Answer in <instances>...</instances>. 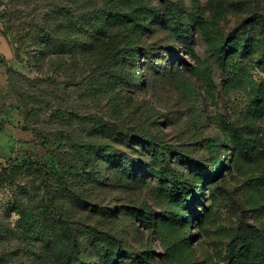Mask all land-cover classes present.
<instances>
[{
  "label": "rangeland",
  "instance_id": "rangeland-1",
  "mask_svg": "<svg viewBox=\"0 0 264 264\" xmlns=\"http://www.w3.org/2000/svg\"><path fill=\"white\" fill-rule=\"evenodd\" d=\"M57 5L65 13L50 18ZM147 5L164 19L143 32L116 27L97 41L85 18L103 0H0V173L40 167L0 186V264H62L50 250L59 233L74 236L83 253L93 247L92 264H230L241 228L264 237V161L253 157L257 149L247 158L237 152L226 130L249 125L246 134L264 140V116L250 113L253 86L264 83V0ZM60 21L72 26L60 30ZM188 24L185 48L176 28ZM245 32L249 52L227 65L204 36ZM99 121L110 126L100 131ZM130 129L152 142L123 141ZM109 146L114 161L106 164L97 154ZM207 172L214 177L201 181ZM175 178L197 192L193 203L172 196ZM24 212L49 238L23 232ZM146 213L152 220L143 222Z\"/></svg>",
  "mask_w": 264,
  "mask_h": 264
},
{
  "label": "trees",
  "instance_id": "trees-1",
  "mask_svg": "<svg viewBox=\"0 0 264 264\" xmlns=\"http://www.w3.org/2000/svg\"><path fill=\"white\" fill-rule=\"evenodd\" d=\"M149 1L103 0V8L92 11L93 13L85 18V28L87 31H89L90 29L91 37L97 41L101 40L107 35H110L112 29H116V27L124 28L129 24L139 28L140 32L147 31L151 29V24L154 20L159 19L162 21L164 19V17H162V14H160L158 11L154 12L152 9L148 8L147 2ZM143 2L146 3V5H142ZM65 9L67 8L62 7V5L55 6V11H53L54 14H51L50 18H54L56 16L55 19H57L60 16L59 14L65 13ZM139 9H141L140 13L138 12ZM177 25L180 24L178 23ZM71 26L72 23L69 24V22L60 21L56 28L63 30L64 28ZM176 33L177 37L182 40L185 48H190V41L188 40L190 38V34L192 33L191 24L176 28ZM133 35L137 36V34ZM204 36L209 46L211 55L222 65H227L228 62H230L231 59L234 58V56H238L240 55V53L247 54L251 47V40L249 38L248 32H245V34H243V37L232 36L228 39H218L209 34H206ZM176 41L177 40L174 39V43H176ZM152 50H155V48H145L143 54L148 58L152 55ZM157 53L159 54L160 51H157ZM135 54H137V56L139 57L140 51L136 50ZM262 56V66H264V55L262 54ZM141 67V64H139L137 66V71H140ZM204 75L209 86L214 89L215 86L211 74L206 70L204 71ZM253 93L256 97V102L250 107V113L253 115V117L261 118L264 116V83L259 88H255V86H253ZM96 125L100 129V131H103L104 128L110 126V123L99 121ZM248 128L249 125H247L246 127L244 126L242 130H234L229 126H226V130L232 134V140L235 145L234 148L237 152L247 158L253 156L251 152L257 149V154L253 157L264 161V140L261 138L256 143L255 140L251 138V135L246 134ZM135 132L139 134H136ZM244 132L245 136L242 135ZM121 139L126 142H130L132 140L136 141L139 139H144L145 141H147V143L152 142L151 136H149V134L140 133L135 129H130L125 133H121ZM157 146L160 147V144L157 143ZM113 151L114 147L109 146L97 155L103 156L107 161L106 164H109L113 163L114 161L108 158V156H111V153ZM161 157L165 158V161L168 160L167 155L165 156V153L161 154ZM122 165L126 168L127 166H131L132 162L131 160L124 159L122 161ZM21 167L22 166H15L10 171L4 170L2 173H0V186L15 184V181L11 180L10 176L13 177L16 175H20L21 173H23V168L33 171H38L40 169L38 164L34 163H29L27 166L22 168ZM162 168L164 169L166 167ZM214 168H216V166ZM150 169L151 171H154L153 168L150 167ZM215 171L216 169L213 171V173ZM101 173L102 172H99L98 175L94 176V180L99 184H102L104 179ZM154 173L162 179H165L166 177L161 171L155 170ZM213 173L207 172L205 176H202L203 180L201 181L204 182L211 179V177H214ZM174 180H176V182L170 187L169 190L172 196L180 197L181 201L193 203L197 198V192H194V188L190 187L185 182H180L178 178H175ZM138 212L140 213V211ZM32 213L33 212L23 213L21 219V221L24 222L23 232H25L26 235H35L40 240L49 238L48 232L43 230L44 228H42V226L38 224V221H29L31 219V216L34 215ZM146 215L149 214L146 213L145 215H141L140 217L143 222L152 220V218H149V216ZM33 227L35 228V231L32 230ZM261 234L262 233L254 226L247 225L246 228H241L237 234L233 235L232 242L230 243L228 248L230 264H264V237H262ZM117 249L120 252L127 251V249H122V246H119ZM50 250L52 254L61 261L62 264H92V259L89 257L91 256V254L96 253L93 247L90 248L87 252L83 253L77 239L74 238V236H72L71 234L66 233H59L54 237V239H52ZM127 264L138 263L134 260V258H132L131 261Z\"/></svg>",
  "mask_w": 264,
  "mask_h": 264
}]
</instances>
